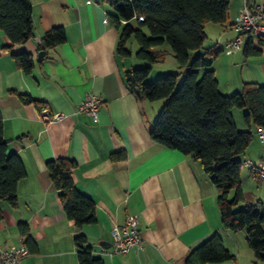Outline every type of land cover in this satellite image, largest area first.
Returning <instances> with one entry per match:
<instances>
[{
    "label": "crops",
    "instance_id": "1",
    "mask_svg": "<svg viewBox=\"0 0 264 264\" xmlns=\"http://www.w3.org/2000/svg\"><path fill=\"white\" fill-rule=\"evenodd\" d=\"M29 1L34 36L8 48L10 40L0 30L2 136L8 154H17L25 167L16 205L0 199V247L24 239L18 228L24 222L29 253L20 264H79L74 243L79 234L102 264H186L190 250L218 233L234 258L206 264H264L247 245L244 229L221 225L218 190L200 161L151 138L161 102L138 99L126 86L124 72L133 66V56L116 55L118 30L107 18L108 4ZM244 3L264 6V0H228L225 21L204 23L203 44L192 52V57L202 55L209 61L224 94L239 90L244 82L264 85V37L250 39L248 45L256 53L246 52V41L231 54L224 51L237 34L224 25L234 21ZM55 26L63 27L65 41L40 49L35 37L41 41ZM20 52L33 57L28 73L15 65L13 55ZM22 94L44 101L45 107L21 102ZM87 94L101 99L96 119L78 109ZM246 111L232 109L236 126L251 132L246 149L236 158L264 163V142L258 138V127L245 121ZM54 113L62 116L55 119ZM45 115L48 120H43ZM120 152L124 157L113 158ZM60 157L76 162L72 180L93 200L95 222L78 226L66 217L46 169L47 160ZM240 177L242 206L264 203V179H252L244 165ZM130 214L138 216L142 247L115 253L111 228L124 224Z\"/></svg>",
    "mask_w": 264,
    "mask_h": 264
},
{
    "label": "trees",
    "instance_id": "2",
    "mask_svg": "<svg viewBox=\"0 0 264 264\" xmlns=\"http://www.w3.org/2000/svg\"><path fill=\"white\" fill-rule=\"evenodd\" d=\"M108 20L117 28L116 55L145 62L124 72V81L138 99L163 100L149 133L151 138L200 161L204 172L217 188V206L221 225L229 230H245L246 241L254 257L264 263V203L257 201L235 209L243 201L240 170L236 158L246 149L251 132L239 129L233 118V108H246L244 119L264 128V85L244 82L239 90L224 94L218 89L213 69L202 55L192 57L205 39L204 23H223L227 16L228 0H104ZM0 30L10 44H20L34 36L29 0H0ZM66 35L62 26L47 31L39 43L40 49L63 43ZM137 44L134 54L130 44ZM246 40V52L256 53ZM166 45H168L166 48ZM172 53L183 77L171 71L150 80L152 64ZM15 65L28 73L34 65L31 54L13 55ZM202 70V72H201ZM21 102L37 108L45 102L29 95H19ZM120 152L113 158H122ZM76 162L70 158L46 161L49 178L58 191L62 209L68 219L78 226L96 221L93 200L79 192L72 180ZM25 175L21 158L8 154L2 136L0 112V199L15 206L17 185ZM233 190L232 194H230ZM24 241L29 242L28 226L18 223ZM79 264H102L100 257L91 254L85 236L74 237ZM234 258L224 246L218 233L212 234L189 251L186 264H206Z\"/></svg>",
    "mask_w": 264,
    "mask_h": 264
},
{
    "label": "built area",
    "instance_id": "3",
    "mask_svg": "<svg viewBox=\"0 0 264 264\" xmlns=\"http://www.w3.org/2000/svg\"><path fill=\"white\" fill-rule=\"evenodd\" d=\"M262 18H264V6L258 5L251 8L247 3L242 4L234 21L224 25L225 29H234L237 31L235 37L226 43L224 51L227 54H231L239 49L245 43L246 39H259L264 37V24L261 23ZM100 102L101 99L98 96L87 94L80 102L78 109L90 113L96 119ZM61 116V113L52 114V117L55 119ZM42 118L43 120L49 119L47 115ZM257 134L260 142H264V128L258 127ZM241 164L248 167L249 176L252 179H264V163L254 162L246 158ZM138 223L137 214H130L127 215L124 224L113 225L111 228L113 252L125 253L142 247ZM28 253L29 249L24 239L21 238L16 245L5 248L0 247V264H20L21 259L28 255Z\"/></svg>",
    "mask_w": 264,
    "mask_h": 264
},
{
    "label": "rangeland",
    "instance_id": "4",
    "mask_svg": "<svg viewBox=\"0 0 264 264\" xmlns=\"http://www.w3.org/2000/svg\"><path fill=\"white\" fill-rule=\"evenodd\" d=\"M167 46L168 45H166V48H168ZM137 47L138 46L135 43V41H133V43L130 44V48H131V51L133 54H134L135 50L137 49ZM132 56H133L132 57L133 58L132 59L133 60L132 61L133 67H140V66H143L145 64V62L135 58L134 55H132ZM171 71H175V72L179 73L178 79H179V82H181L184 73L182 72V68H180L178 66L175 58L173 57L172 53L170 52L169 54H167L165 56V58L162 61H157V62L152 64L149 79L154 80L156 77L161 76V75H163L167 72H171ZM201 72H202V70H201ZM159 101L161 102L160 105L162 107L164 101L161 99ZM161 107H160V109H161ZM240 207H243L242 203L235 205V209L240 208Z\"/></svg>",
    "mask_w": 264,
    "mask_h": 264
},
{
    "label": "water",
    "instance_id": "5",
    "mask_svg": "<svg viewBox=\"0 0 264 264\" xmlns=\"http://www.w3.org/2000/svg\"><path fill=\"white\" fill-rule=\"evenodd\" d=\"M35 40H36L38 43L40 42V39H39L38 37H35ZM43 53H44L43 50L39 51L38 56H40V55L43 54Z\"/></svg>",
    "mask_w": 264,
    "mask_h": 264
}]
</instances>
